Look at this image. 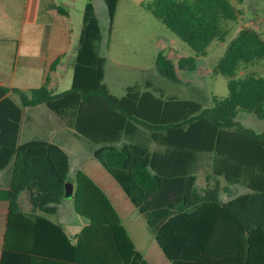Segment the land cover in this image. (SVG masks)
<instances>
[{
	"label": "trees",
	"instance_id": "obj_1",
	"mask_svg": "<svg viewBox=\"0 0 264 264\" xmlns=\"http://www.w3.org/2000/svg\"><path fill=\"white\" fill-rule=\"evenodd\" d=\"M102 1L110 34L118 0ZM142 5L196 54L176 64L157 54L158 74L172 83L179 82L177 71L196 70V58L205 56L211 42L225 41L236 18L229 0ZM102 31L87 0L68 90L50 89L49 78L28 91L0 86V201L7 203L0 264H149L106 194L81 170L71 173L59 146L41 139L20 143L25 109L37 105L86 145L170 264H264V131L258 134L236 120L239 113L264 119V78L236 77L242 63L264 57L260 37L245 28L229 42L217 65L227 96L213 97L206 107L166 97L149 80L112 95L103 83ZM202 155L210 157L213 180L207 176L200 189L193 165ZM220 180L248 193L223 201ZM68 182L73 210L88 222L75 237L51 219Z\"/></svg>",
	"mask_w": 264,
	"mask_h": 264
},
{
	"label": "crops",
	"instance_id": "obj_2",
	"mask_svg": "<svg viewBox=\"0 0 264 264\" xmlns=\"http://www.w3.org/2000/svg\"><path fill=\"white\" fill-rule=\"evenodd\" d=\"M134 1L142 5L146 0ZM75 2L80 5L79 15H74L71 11V4ZM92 2L95 8V0ZM85 4L86 0H0V86L28 91L42 87L49 78L50 89L56 92L68 90L71 85ZM55 61H58L57 65L50 70ZM32 110H34V119L30 116ZM33 131L34 134H32ZM139 134L143 140L148 141L146 133ZM31 139H41L59 146L69 157L71 173L81 170L91 178L106 194L118 213L121 223L125 211L136 212L115 180L92 158L86 145L43 105L25 109L19 141L23 143ZM151 150H156L155 146H151ZM158 152L161 154L163 151L159 149ZM193 167L196 169L198 188L199 183H203L202 188L206 187L207 176L212 183L209 156H200ZM221 186L224 188L222 193L226 195V198H222L220 194L223 201L248 193L246 188L240 186L227 183ZM20 200L22 202L23 198L20 197ZM69 201H71L70 198ZM63 202L58 205L57 213ZM24 207L28 209L25 204ZM57 215H54L56 219H51L58 222ZM6 216L7 203L0 201V253ZM155 246L151 248L148 255L142 254L146 261L149 264L168 262L158 245Z\"/></svg>",
	"mask_w": 264,
	"mask_h": 264
},
{
	"label": "rangeland",
	"instance_id": "obj_3",
	"mask_svg": "<svg viewBox=\"0 0 264 264\" xmlns=\"http://www.w3.org/2000/svg\"><path fill=\"white\" fill-rule=\"evenodd\" d=\"M147 1L149 0L145 2ZM229 1L234 8L236 18L234 22L228 24L229 34L225 41L211 42L205 56L196 58V70L177 71L179 82L172 83L158 74L155 67L157 54L162 52L176 64L180 58L195 57V52L143 5H138L134 0H119L111 32L108 34L109 22L106 8L102 0H95L96 15L103 29L100 49L105 58L103 83L109 92L120 97L124 94L126 87L149 80L161 89L166 97L196 100L206 107L210 105L213 97H226V79L217 72V65L225 54L229 42L235 38L240 29L246 28L256 33L264 43V0ZM71 7L72 13L79 15V3H72ZM250 75L264 78V57L242 63L236 72L238 78ZM30 116L34 119V110ZM236 120L255 132L264 131V119L258 120L250 114L239 113ZM224 183L221 180V184ZM202 187L203 183H199V188ZM221 197L226 198V195L221 193ZM63 201L57 213L58 223L64 227L68 235L75 236L82 226L87 224V220L76 216L69 199L64 198ZM51 218L56 219V216ZM122 226L136 249L141 254L148 255L156 244L146 228L144 219L137 211H125L122 215Z\"/></svg>",
	"mask_w": 264,
	"mask_h": 264
},
{
	"label": "water",
	"instance_id": "obj_4",
	"mask_svg": "<svg viewBox=\"0 0 264 264\" xmlns=\"http://www.w3.org/2000/svg\"><path fill=\"white\" fill-rule=\"evenodd\" d=\"M72 193H73V184L68 182L65 184L64 198L65 199L71 198Z\"/></svg>",
	"mask_w": 264,
	"mask_h": 264
}]
</instances>
